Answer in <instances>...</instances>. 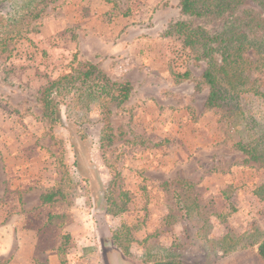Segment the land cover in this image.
<instances>
[{
	"label": "rangeland",
	"instance_id": "obj_1",
	"mask_svg": "<svg viewBox=\"0 0 264 264\" xmlns=\"http://www.w3.org/2000/svg\"><path fill=\"white\" fill-rule=\"evenodd\" d=\"M181 18L178 0H48L0 53V264H264V166L236 147L264 128V96L206 109L205 63L164 36ZM73 60L131 95L50 129L38 95ZM244 76L264 93V67Z\"/></svg>",
	"mask_w": 264,
	"mask_h": 264
},
{
	"label": "trees",
	"instance_id": "obj_2",
	"mask_svg": "<svg viewBox=\"0 0 264 264\" xmlns=\"http://www.w3.org/2000/svg\"><path fill=\"white\" fill-rule=\"evenodd\" d=\"M48 0H0V53L8 51V44L20 38L21 26L38 20ZM245 0H178L181 19L170 24L165 37L177 36L188 48L191 57L203 61L205 69L196 85L208 89L206 109H228L239 111L245 93L264 96L253 85L246 87L244 73L252 65L264 67V0H252L255 7L244 6ZM214 17L222 22L221 29L208 33L197 20ZM249 53L250 55H246ZM252 57V61L250 60ZM188 73L178 75L187 78ZM129 83L112 81L95 65L86 62L71 63L70 71L49 82L38 95L42 117L50 129L62 124L61 108L66 119L78 123L82 114L97 106L101 115H109L108 106L117 107L126 103L131 95ZM105 112H104V110ZM107 140L111 139V127L102 119ZM253 123V119L251 120ZM81 124V122H80ZM78 123V125H80ZM254 126L253 139L246 145L237 143V149L247 161L264 166V128ZM191 189L184 180L173 185ZM165 184V186H173ZM57 193L41 195L39 202H53ZM172 197L178 199V189L173 188ZM258 255L264 260V242L258 247ZM160 264H178L173 262Z\"/></svg>",
	"mask_w": 264,
	"mask_h": 264
}]
</instances>
